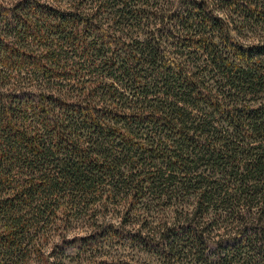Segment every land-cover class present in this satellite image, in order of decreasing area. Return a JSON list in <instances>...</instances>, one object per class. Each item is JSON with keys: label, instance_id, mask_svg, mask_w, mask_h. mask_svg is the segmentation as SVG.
Listing matches in <instances>:
<instances>
[{"label": "trees", "instance_id": "obj_1", "mask_svg": "<svg viewBox=\"0 0 264 264\" xmlns=\"http://www.w3.org/2000/svg\"><path fill=\"white\" fill-rule=\"evenodd\" d=\"M127 250L264 264V0H0V264Z\"/></svg>", "mask_w": 264, "mask_h": 264}, {"label": "rangeland", "instance_id": "obj_2", "mask_svg": "<svg viewBox=\"0 0 264 264\" xmlns=\"http://www.w3.org/2000/svg\"><path fill=\"white\" fill-rule=\"evenodd\" d=\"M251 35H249L250 37ZM252 39V38H251ZM82 232V229L80 227V230L76 231V232H73L72 234H76V233H81ZM121 251V250H120ZM122 252V251H121ZM120 252V254H122ZM110 253H113L115 254L114 252H111ZM127 255H130L132 256V258H135V259H138V258H141L143 259L144 261L147 262V264H154L156 263V259L153 258V257H150L148 256L147 254H143L141 252H138V251H129L127 250L125 252ZM86 259V256H80V257H77L76 260L74 262H72L71 264H88L87 262H84V260ZM43 261H40V260H34V261H30L28 264H45V263H42Z\"/></svg>", "mask_w": 264, "mask_h": 264}]
</instances>
